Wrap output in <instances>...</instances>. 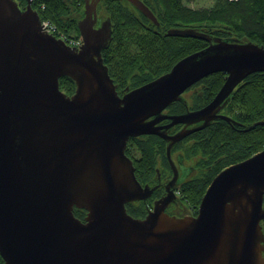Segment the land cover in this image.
<instances>
[{"label":"water","instance_id":"95a60500","mask_svg":"<svg viewBox=\"0 0 264 264\" xmlns=\"http://www.w3.org/2000/svg\"><path fill=\"white\" fill-rule=\"evenodd\" d=\"M85 1L77 22L83 42L72 47L42 29L31 0L24 9L17 0H0V253L6 264H264V148L217 173L196 216L168 214L166 198L144 217L130 214L126 203L152 189L138 180L125 152L130 136L158 133L170 140L171 159L173 143L210 120H234L219 109L246 76L264 71V44L168 28V36L209 44L120 94L101 53L111 18L96 26L99 0ZM129 1L159 24L145 1ZM224 70L226 80L209 103L162 114L191 85ZM67 75L76 82L72 94L59 86ZM164 117L202 123L167 135L154 124ZM75 207L87 209L85 220Z\"/></svg>","mask_w":264,"mask_h":264},{"label":"trees","instance_id":"16d2710c","mask_svg":"<svg viewBox=\"0 0 264 264\" xmlns=\"http://www.w3.org/2000/svg\"><path fill=\"white\" fill-rule=\"evenodd\" d=\"M17 1L27 3L26 0ZM144 1L153 9L159 24L148 19L128 0H99L98 3L99 21L105 17L112 21L111 38L101 53L120 94L127 87L132 89L152 81L170 70L178 59L209 44L202 38L188 35L168 36L165 34L168 28L190 26L213 38L252 40L254 43L264 44V0H213L211 6L200 7H193L190 0ZM85 2L35 0L33 6L38 8L42 18H50L61 31L82 38L77 22L85 15ZM44 3L45 8L41 9ZM225 77L227 72L224 70L197 81L195 84L199 85V89L192 91L190 107H199L212 99L225 82ZM59 82L60 88L67 94L74 93V79L68 75L61 76ZM226 99L222 110L249 125V128L247 131L237 130L221 118L213 120L206 128L194 134L197 140L190 142L193 146L182 152H186L187 161L195 164V170L200 169L201 172H194L193 176L188 173L181 180L180 190L182 195L196 203L201 202L209 183L223 168L264 148V124L253 126L258 119L264 120V71L246 76ZM172 105L177 110L179 107L184 108L178 101H174ZM222 154L223 159H214ZM145 156L147 165H153L148 151ZM209 163L212 166L208 171ZM126 204H130L129 209L136 215H141L146 210L144 201L136 199ZM74 212L80 217V208L75 207ZM261 223L264 231V220Z\"/></svg>","mask_w":264,"mask_h":264},{"label":"flooded vegetation","instance_id":"af4514ba","mask_svg":"<svg viewBox=\"0 0 264 264\" xmlns=\"http://www.w3.org/2000/svg\"><path fill=\"white\" fill-rule=\"evenodd\" d=\"M19 5L21 8H25V4H23L22 1H19ZM98 21H99V15H98ZM101 22L102 21L96 22V26H99ZM196 89H199V85L194 83L189 88L184 90V92L180 95L179 99L175 100L183 104L184 106L183 109L179 107V110H177L176 107L172 105L173 103L172 102L163 109L162 114L173 115V114H182L188 110L195 111V109L200 108L211 101V99H209L203 105L199 107L191 108L189 100H191L192 98L191 96L192 91ZM122 93H124V91H122ZM224 106L225 105H223L222 108L219 109V113L226 114L222 110L224 109ZM227 115L228 114H226V116ZM155 117L156 115L149 116L147 118V121H151L155 119ZM217 119H221V118L212 119L210 120V123L213 120H217ZM172 121H173L172 118L164 117L156 121L154 124L164 134L174 135L176 134V132H179L183 128H194L202 123V121H198V122L186 124L184 122L173 123ZM229 123H231L235 129L240 131H247L249 128L248 127L249 125L243 123L242 121H238L235 118ZM204 128L196 131L194 130L193 132L189 133L181 140L177 141L176 143H173L171 148L172 160L167 155L168 154L167 148L169 145L168 143H170V140H168L166 137L162 136L161 134L144 133L129 137L125 148V152L133 161L136 177L143 186L148 185L147 187H149V189H152L147 197L138 199L139 201H144L146 207L145 212H143L141 215H136L131 212V209H129L130 204L128 206L126 204L127 206L126 209L128 210L129 213H131L135 217H144L148 215V213L151 210H154L157 201H159L162 198L163 199L166 198L168 200L165 206V211L168 214L175 216L198 215L200 203H196V201L194 200L191 201L187 196L182 195L180 187L182 183L181 180H183L184 177L188 175V173H190V176H193L194 172L198 174V172H201V170L200 169L195 170V164L188 163L187 155L185 154L186 152H182V151L187 147L193 146V144H190V142H194L195 140H197V137L194 134L197 131L203 130ZM181 142L182 144H180ZM164 143H165V154L163 155ZM147 151L151 155L149 159H151V162L153 160V165L152 163L147 165L146 158L144 159V157H146L145 155H147ZM223 157L224 154L220 156H216L214 159H216L217 161L219 159H223ZM207 166L209 171L210 166H212V163H209ZM86 210H87L86 208L80 207V218L82 220H85V216L87 214ZM0 264H6L1 253H0Z\"/></svg>","mask_w":264,"mask_h":264},{"label":"built area","instance_id":"2783aa9c","mask_svg":"<svg viewBox=\"0 0 264 264\" xmlns=\"http://www.w3.org/2000/svg\"><path fill=\"white\" fill-rule=\"evenodd\" d=\"M232 1V0H231ZM44 22V24H43ZM42 29H47V32H57L56 35L61 37L63 40H65V42H67V44L71 45L73 47V45H76L75 47L80 46V44H82V40L78 37L75 36H71L69 34H66V32L61 31L58 26L56 24H54V22L52 20H50L49 18H44L42 19Z\"/></svg>","mask_w":264,"mask_h":264},{"label":"rangeland","instance_id":"374dc122","mask_svg":"<svg viewBox=\"0 0 264 264\" xmlns=\"http://www.w3.org/2000/svg\"><path fill=\"white\" fill-rule=\"evenodd\" d=\"M129 1V0H128ZM131 2V1H130ZM132 3V2H131ZM213 3V0H190V4L193 6V7H200V6H208ZM98 10V8H97ZM96 10V11H97ZM108 18V17H107ZM106 17L103 18V19H107ZM149 19V18H148ZM97 22V21H96ZM188 163H192L190 161H187ZM193 173V172H192ZM209 186V185H208ZM208 188V187H207Z\"/></svg>","mask_w":264,"mask_h":264},{"label":"bare ground","instance_id":"6f19581e","mask_svg":"<svg viewBox=\"0 0 264 264\" xmlns=\"http://www.w3.org/2000/svg\"><path fill=\"white\" fill-rule=\"evenodd\" d=\"M26 1H27V0H26ZM31 1H32V6H33V3H34L35 0H31ZM143 1H144V0H143ZM18 3H19V2H18ZM26 5H27V4L25 3V6H26ZM33 7H34V6H33ZM34 8H35L36 10H38L37 7H34ZM40 8H41V9H44V8H45V3L42 4ZM22 9H24V8H22ZM150 9H151V7H150ZM152 10H153V9H152ZM38 11H39V10H38ZM39 13H40V11H39ZM40 17H41V16H40ZM44 18H48V17H43V18L41 17V24H42V19H44ZM49 19H50V18H49ZM50 20H51V19H50ZM54 24H55V22H54ZM56 25H57V24H56ZM50 33L56 35L57 32H55V33H54V32H50ZM56 36H57V35H56ZM57 37H59V36H57ZM80 39H81L82 42H83V39H82V38H80Z\"/></svg>","mask_w":264,"mask_h":264}]
</instances>
